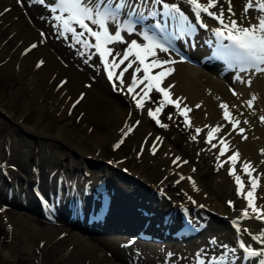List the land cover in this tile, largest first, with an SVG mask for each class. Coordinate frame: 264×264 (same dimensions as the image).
<instances>
[{"label": "bare ground", "instance_id": "obj_1", "mask_svg": "<svg viewBox=\"0 0 264 264\" xmlns=\"http://www.w3.org/2000/svg\"><path fill=\"white\" fill-rule=\"evenodd\" d=\"M244 3L245 0H232L235 16L231 18L236 19L238 23H254V18L258 14L255 9H249V20H242ZM22 5L14 0H0V13H3L0 15V59H3L5 67L12 68L14 74L10 95L9 97L1 96L0 107L7 115H12L17 106L23 111L26 108L28 109L26 111H33L30 126L25 125L24 122L13 123L8 127L7 132L4 131L0 135V220L3 225V232L0 235V264H25L18 260L22 256L21 250L33 253L37 257L38 264H121L123 259L119 257L122 252L128 251L124 249L130 245L115 244V238L111 235L122 234L120 230L112 229L98 233L107 235L102 237L96 235L97 232L90 230L86 224L71 223L76 228L63 230L54 222L41 225L32 212L35 207V196L30 187L34 185L53 191V186L59 183L60 207L61 205L65 207L64 212L70 214L69 207L66 205L68 193L64 195L62 186L67 183L66 187H68L66 179L73 175L76 177L75 181L79 183L83 175L81 174L83 167H87L89 161L103 166V170L92 177V182L103 178L113 192L112 204L105 217L104 225L108 226L107 229L117 226L134 229L136 225H146L159 234L166 228H172L179 220L177 204L188 207L197 205L196 213L199 209L206 211L209 215L207 220L210 217L211 223H213L212 218L216 216L223 217L224 214L230 216L234 224L228 225V231L233 238L236 234L242 235L246 244H250L253 249L264 248V245L252 239L253 235H259L261 229H264V221L256 218L245 198L248 191L257 194L253 205L264 210V151H262L264 150V122L260 119L264 116V72L239 71L237 75L232 72L219 73L218 64L207 65L200 59L194 63L179 57L170 48L168 52L156 50L159 60L174 61L165 65L172 71L162 84L171 85L169 98L179 104V110L173 104L172 112L176 115L177 111L182 110L184 114L181 116L185 120L186 115L190 122V126L187 124L191 130L190 137H196L193 140L194 150L189 154V161L179 164L177 161V164H173L180 150H176L164 134L155 131L153 125H148L146 109L153 108L155 111L158 105L149 106L150 104L144 100L147 108H137L130 97L131 94L115 93L114 95L121 101L117 103L115 99L102 97V94L95 89V85L92 87L86 82L84 86L88 90V95L84 100L88 99L89 114L95 117L103 116L107 127L98 133H92L82 130V127L69 124L67 115L71 100L68 97L75 85L80 86V75L67 64L65 56H56L48 31L41 35L28 24V11L23 10ZM33 6L36 7L34 3ZM221 7L225 9V16L229 21L227 0H218L214 8L220 10ZM5 9L9 10L5 12ZM123 15L124 13L121 14V23H123ZM40 18L43 20V17ZM109 24L111 29L115 28L114 23L109 22ZM134 29L136 35L132 37V40H137L141 44L146 43L142 33L147 32V29L138 26ZM204 34L205 32L201 31L197 35L200 38ZM127 35L128 33L125 32L123 38ZM117 43L122 46V43ZM34 44L36 47H31ZM25 46L29 48L26 53H23L22 48ZM125 48V46L121 47V49ZM70 54L73 55L71 51ZM130 59L134 58L130 57ZM151 59L149 57L147 63ZM41 61L43 63H40ZM137 67L141 71L136 73V77L143 73V66L138 63L134 65L135 69ZM153 69L156 68L153 67ZM60 74L63 77H60ZM6 75H8L7 72ZM236 76L240 79H235ZM68 77L70 80L66 79ZM61 78L63 83L58 85L57 81ZM132 78L133 75L130 74L126 84H129ZM248 80H251L250 86L246 83ZM84 86L82 83V87ZM80 92H82L80 99H83L85 91ZM233 92L238 95H233ZM253 95L256 99L252 107H248L246 101ZM221 103L228 106L230 120L239 121L235 129L223 118L224 109L220 108ZM26 118L25 116L24 120ZM137 121H139L138 124ZM217 125L221 126L219 131L213 133L214 138L210 143L206 142L208 131ZM129 127L132 130L127 132ZM197 128L201 129L200 133L196 132ZM241 128L244 130L243 133L240 132ZM124 132H127L130 137L136 135L132 140L135 145L139 144L140 147L143 145V152L151 157L154 155L157 160L167 161L166 174L164 177L162 175L161 180L153 182L148 176L129 166L126 167L128 172L117 169L116 166H119L123 160L118 157L111 159L112 164L101 162L100 157L97 156L98 153L94 151L96 147L107 138L119 136ZM157 137L160 138L158 141ZM221 139L224 144H221ZM153 142L156 145L155 154L152 152ZM212 144L216 147H212ZM221 147L226 149L222 156L220 155ZM236 152L239 153V157L234 158V162L230 161L229 156ZM182 157L179 156L180 159ZM189 162L190 165H188ZM195 162H198L200 166L205 167L208 164V167H215L218 173L217 183L220 184H216V189H210L209 186L201 183L198 171L190 168ZM245 162L251 165L249 168L251 177L243 170ZM230 169L245 180L242 194L237 193V183L235 177L229 174ZM65 172L69 175L66 176ZM170 174L175 175V177L172 176L175 178L174 182L171 179L167 180ZM189 177H191L190 180ZM250 179H256L254 189L249 182ZM221 183L225 184V189ZM158 185H161L167 196L156 192ZM219 189L225 193L226 199H231V205L227 202L219 203L216 196ZM7 194L11 195L9 200ZM64 196L65 199L61 202ZM79 196L86 198L88 195L83 197L80 194ZM86 199L89 200V198ZM9 201H25L24 205L20 204L28 209L24 210L20 207L13 214L12 212L15 211L5 205ZM169 208H172L169 214L170 219L169 216L164 217V213ZM59 209L55 210V215L53 211L50 213L56 219H65ZM245 209L248 211L247 217L242 216ZM219 222L221 225L226 224L224 220ZM237 225L241 229L239 232L236 230ZM244 229L249 231L245 232ZM203 233L204 230H201L188 238L208 242L214 247L210 248L205 258L196 256L202 249L194 250V257L189 258L192 262L190 264H197L198 260L206 263L208 259L214 260L213 264H258V259H264V257L245 258L244 251L236 243L231 244L228 240L222 239L216 240L214 235L202 238ZM18 235L21 239H18ZM222 256L225 257V261L220 263ZM178 264L188 263L185 260H178Z\"/></svg>", "mask_w": 264, "mask_h": 264}, {"label": "rangeland", "instance_id": "obj_2", "mask_svg": "<svg viewBox=\"0 0 264 264\" xmlns=\"http://www.w3.org/2000/svg\"><path fill=\"white\" fill-rule=\"evenodd\" d=\"M14 1L17 2L19 5L23 4L22 9L23 10L26 9L28 11L27 12L28 24L32 26V28L36 33L37 32L41 33L40 30L49 32L51 36L50 43L54 46L56 56L57 55L58 57L65 56V59L68 62L66 63L72 66V69L74 70V72H76V74L80 75L79 78L81 82L80 86L75 85V87L73 88L74 91L72 90L73 93L71 92L68 97V99L71 100L70 101L71 105L68 107V115H67L69 124L80 128L82 127L81 128L82 130H87L88 132H92V133H98L102 130H105L107 124L104 117L103 116L95 117V116H90L89 114V109L87 107L88 99L84 100L86 98V95H88V90L85 89L84 83L88 82V84H90L92 87L95 85L96 86L95 89L100 94H102V97L107 96L110 99L113 100L115 99L117 103H121V101L114 94L115 93L123 94V92L121 91H124L123 89L124 87L123 88L120 87L118 89H111L110 86L104 80L99 64L96 61V57L91 52V50L88 47H84L82 44L77 43V41L72 38V34L70 32H66V33L62 32L64 30L63 25L60 22H58V20L55 19V17L63 16L64 14L63 12L57 13V11H52L49 8H46L44 5L37 2V0H21V1L19 0V2L18 0H14ZM33 3L36 5V7L33 6ZM40 17H43V20ZM40 19L42 21H39ZM73 27H75L76 30L78 31L77 26H73ZM134 34L135 32L131 33V36H133ZM28 48L29 46H25L24 48H22V52L26 53ZM70 51L73 53V55L70 54ZM67 56L69 58H67ZM74 59L78 61L75 62ZM4 67L5 66L3 65V59H0V98L3 95L9 97L12 86L11 83L14 78V74L11 70L12 68L8 66L5 67L4 69ZM6 72L8 73V75H6ZM4 75L6 76L4 77ZM60 77H63V75L60 74ZM66 79L70 80L69 77ZM126 80H127V76L125 77V81ZM125 81L123 80V84L119 82L118 83L119 86L125 85L127 83ZM82 83L84 87H82ZM80 91L83 92L85 91V97L83 99H80L81 98L80 97L78 100L72 103L73 98H75ZM162 99L163 98H160V95H158V92L153 89L149 94L148 98L146 99V103H149L151 106H153L154 104H158L159 106L160 101ZM17 107H15V110L12 113V115H7L0 107V135L4 131L7 132L8 127L12 126L13 123L24 122L25 125L30 126L29 122L32 120L33 111L31 112L26 111L28 110L27 108L24 109L23 111L22 109H20V107L18 108ZM173 108H174L173 104L165 103V106L159 112L160 115L159 116L157 115V119H159L162 124L167 125L166 128L158 125L156 123V120L150 117L149 115H148V125L151 126L153 125L155 131H159L160 133L164 134L165 137L168 138V140L171 142L173 147L176 150H180L179 156H189V154L194 150L193 139L192 137H190L191 130L188 127V125L184 122L185 120H183V117L181 116L182 115L181 112L177 111L178 114L176 113L175 115L172 112ZM31 109H33V107H31ZM107 112H109V110ZM28 114L30 115L28 116ZM169 115H171L172 117L171 119H169ZM25 116L27 117L26 120H24ZM135 137L136 135H133V137L124 134L119 136L114 135V137L112 136L111 138L110 137L107 138L108 141L104 140L102 142L103 144L101 143L102 145L101 144L98 145L94 151L98 153L97 156L100 158L101 157L113 158V159L117 157L119 159L121 158L123 159L122 162L125 163L130 168H133V170L136 171L138 170L140 173H143L146 176H148L149 179L152 180L153 182H158L166 174L165 171L167 170V168H165V165L167 161L157 160L155 159L156 157L154 155L153 157H151L147 153L143 152L144 150L141 151V147L139 146V144L135 145L134 141L132 140V138L135 139ZM117 144H119V146L114 147ZM188 165H190V162ZM193 165H195V169L199 173L198 176L200 178V181L204 186H209L210 189L211 188L216 189L215 188L216 184L220 185L219 183H217L218 173H216L215 167H208L209 166L208 164H207L208 166L205 165V167L200 166L198 162L193 163ZM99 169H100L99 164L92 161H89L87 167H83V170L87 172V176L96 175L99 172ZM65 175L68 176L69 174L68 173L66 174L65 172ZM172 176L175 177L174 174L173 175L170 174V176L167 177V180L171 179L174 182L175 178H173ZM221 184L225 189L226 188L225 184L224 183ZM219 188L221 189L220 186ZM220 189L219 192H217L218 194L216 193L217 194L216 196L218 198L217 200L219 201V203L224 204L226 203L225 200L226 197L224 195L225 193L221 192ZM20 203L21 202H17V201L14 202L9 201L5 203V205L12 208L13 211H15L12 212L14 214L18 211L17 208L21 207V209L24 210L28 209V208H23V205H21ZM32 212L35 219L41 225H44L45 223L48 222H54L58 226H61L60 228L63 230L66 228L68 229L75 227L65 219H59V218L56 219L55 217H52V219H47L33 210ZM209 226L210 227L204 229V233L203 235H201L202 238L205 237L208 238L214 235L216 237V240L217 239L228 240L229 243L233 244L234 242L233 236L229 233L226 224L221 225L219 221H213V223H211V225ZM2 232H3V225L0 220V235L2 234ZM96 235L102 237L105 236L106 234L96 233ZM111 236L115 238L116 241L115 244H117V246L122 245V243L126 244V240L128 238L127 235L125 234H118L115 236L113 234ZM18 237H17L18 239H21L20 235H18ZM9 241L10 239L8 240V242ZM128 245L130 246L124 249L128 251L122 252L121 257H119L121 258V260L123 259L121 264L122 263L123 264H178V260H185V262L190 264L192 262L189 260V258L194 257L193 256L195 253L194 250L202 249L200 250L199 256L202 255L203 257H205L208 255L210 248L214 247L210 243L208 244V242L202 240L198 241V239L196 240L194 238L191 239L187 238L182 240H176L174 238L161 239V240L159 239L145 240V239L137 238ZM21 253L22 256L19 257V259L17 257V259L21 263L29 264L31 262L32 264H38L37 257L33 253H29L27 250H21ZM28 257L30 258L28 259ZM33 259L36 261V263Z\"/></svg>", "mask_w": 264, "mask_h": 264}, {"label": "snow or ice", "instance_id": "obj_3", "mask_svg": "<svg viewBox=\"0 0 264 264\" xmlns=\"http://www.w3.org/2000/svg\"><path fill=\"white\" fill-rule=\"evenodd\" d=\"M19 2V0H18ZM40 3H44V0H39ZM141 3L148 4H158L163 3V0H140ZM187 2L192 5L193 12L199 19L200 13H207L208 16L216 19L221 27L211 29L214 35L217 37V41L219 47L217 48V55L221 58L225 59L230 67L238 68L240 72L247 71L249 69L254 70L257 73L264 72V0H245L242 20H249L248 12L249 9H255L258 13L254 18L255 22H249L247 24L238 23L236 19H232L231 16H235V13L232 9V0H227L228 8L227 12L230 14L229 22L225 23V9L223 7L220 8L219 13H215L210 11L209 9L214 8L218 4V0H208L207 4L199 3V0H187ZM55 6L60 8L62 12L67 13V17L65 16H57L55 19L62 21L63 28L66 32H70L72 34V38L77 41V43L82 44L84 47H94L96 51L99 53L101 60L104 62L105 70L108 72V78L111 80L114 73L111 69L119 67L120 64H123L127 61V67L123 69L116 77L123 84L122 77L124 72L128 71V68H131L133 64L138 61L140 65L143 66L144 76L143 79L148 82L144 85V88L141 89L143 95L140 93H134L133 99L136 101L137 108L144 107V100L148 98V93L155 89V91L163 94V99L160 101L159 107L153 111L152 109H148V115L156 120V123L161 127H167L166 124H162L159 119H157V114L163 109L165 103L167 104H175L177 109L179 110V104L177 101H174L169 98L170 93L168 88L161 87L162 81L166 78L167 75L171 74L172 69L168 68L167 71L158 72L155 75L150 74V69L160 68L162 65H167L170 63H174V61L170 60H159L156 55V50L158 49L160 52H168V48L164 46L163 43H160L155 39L154 36H149L147 32L142 33L144 41L146 43H139L137 40H131L128 43V46L123 51L122 58L120 59L119 64L115 62V57H113V62L109 63L107 57L113 54V49L109 48L108 45L112 43H124V38L122 36V31H127L128 33H133L135 31L133 26V17L136 14L143 15L139 12V8H136L133 3H130L129 0H116L115 3L112 0H54ZM128 9V18L120 22L122 10ZM164 8L167 10L166 15H171L174 13H179L180 10L175 5L164 4ZM9 9H5L4 11H8ZM55 10V8H53ZM3 13H0L2 15ZM148 15H155V13L149 11ZM182 15V14H181ZM109 22L115 24V31L112 32L109 30ZM78 25L81 31H77L75 27L72 25ZM203 27H207V25H202ZM155 27H158L155 26ZM43 35V34H42ZM86 36H91L95 39V44L90 45L89 41L85 38ZM224 40H227L228 43H223ZM31 47H36V45H32ZM130 57L134 59H130ZM152 59L150 62L148 58ZM40 63H43L41 61ZM39 67V64L37 65ZM141 69L137 67L133 72V78L130 85H128V92L133 93L134 87L137 84L136 73L140 72ZM235 79H240L239 76H236ZM63 83V82H62ZM246 83L251 85V80L246 81ZM233 95H238L236 92H233ZM140 96L139 99L136 97ZM256 96L253 95L251 99L246 101L248 107H252ZM199 107V105H197ZM220 108L224 109L223 118L229 123L232 124L233 129H235L239 123V121L233 122L230 120V112L228 110V106L224 103L220 104ZM184 114V113H181ZM171 115H169V119H171ZM261 121L264 122V116L260 117ZM139 121H137V124ZM185 123L189 124L188 117L185 115ZM247 123V121H245ZM220 125H217L215 128H212L207 133L206 142L210 143L214 138L213 133L218 132L220 129ZM132 129L129 127L127 132H130ZM201 129L197 128L196 132L200 133ZM243 129H240V132L243 133ZM127 132H124V135H127ZM246 139V137H244ZM160 138L157 137L158 141ZM193 140L196 139L195 136L192 137ZM221 144H224L223 139H221ZM119 144L114 147H118ZM212 147H216L215 144H212ZM144 150L143 145L141 146V151ZM156 145L153 142L152 152L155 154ZM226 149L224 147L220 148V155L222 156ZM264 151V150H262ZM239 153H233L232 156H229V160L234 162V158H238ZM219 158V157H218ZM180 158L176 157L173 160V164H177ZM187 163V161H184ZM250 164L245 162L243 165V170L249 177H251V172L249 168ZM195 171V169H193ZM229 174L235 177L237 183V193L242 194V182L241 177L236 175L233 170H229ZM184 179V177H181ZM189 180L191 177L188 178ZM179 181H177L178 183ZM250 184L254 189L256 187V179H250ZM193 187L195 184L193 182ZM248 201V207L252 208V212L256 215L257 219L264 221V210L257 208L253 205L252 200V191H248L247 196L245 197ZM231 205V201L228 202ZM243 217L248 216V211L245 209L242 214ZM236 230L239 232L241 229L237 225ZM245 232H248V229H244ZM253 240L258 241L260 244L264 245V229H261L259 235H253ZM227 247V246H223ZM239 247L244 250L245 258L251 257H264V248L261 249H253L252 246L246 245L244 241H240ZM197 264H205L203 260H198ZM211 264V262H209ZM258 264H264V259H258Z\"/></svg>", "mask_w": 264, "mask_h": 264}, {"label": "water", "instance_id": "obj_4", "mask_svg": "<svg viewBox=\"0 0 264 264\" xmlns=\"http://www.w3.org/2000/svg\"><path fill=\"white\" fill-rule=\"evenodd\" d=\"M101 159V162H106L107 163V161L105 160V159H102V158H100ZM103 165V164H102ZM117 168V167H116ZM117 169H119V168H117ZM102 190H108L106 187H104V188H102V189H100L99 190V193L102 191ZM99 198H100V196H99Z\"/></svg>", "mask_w": 264, "mask_h": 264}]
</instances>
